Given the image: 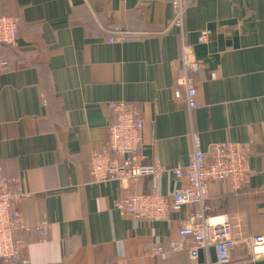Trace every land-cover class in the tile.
I'll use <instances>...</instances> for the list:
<instances>
[{"label":"crops","instance_id":"obj_1","mask_svg":"<svg viewBox=\"0 0 264 264\" xmlns=\"http://www.w3.org/2000/svg\"><path fill=\"white\" fill-rule=\"evenodd\" d=\"M0 15L16 18L19 30L0 45L8 68L0 72V163L28 195L19 209L32 227L23 234L29 264H204L189 259L190 243L169 246L195 206L134 222L115 206L130 192L125 183L92 181L89 160L105 147L113 102L139 107L145 164L184 170L191 132L207 160L213 144L248 146V183L235 195L211 184L208 216L245 214L250 233L264 236V0H193L185 11L200 65L190 113L173 96L181 88L169 0H0ZM202 30L209 38L198 44ZM117 32L123 39L108 42ZM184 183L169 171L157 184L141 178L137 191L156 185L167 195ZM249 257L237 247L231 264Z\"/></svg>","mask_w":264,"mask_h":264},{"label":"built area","instance_id":"obj_2","mask_svg":"<svg viewBox=\"0 0 264 264\" xmlns=\"http://www.w3.org/2000/svg\"><path fill=\"white\" fill-rule=\"evenodd\" d=\"M172 17L168 28H175L179 40V74L176 82L181 90H176L174 98L183 99L190 113L198 106L194 76L200 65L195 58L192 45L188 44L184 30L185 11L193 0H169ZM19 35L16 18L0 15V45L13 44ZM123 32L107 38L108 42L121 41ZM209 32L198 33L197 43L205 44ZM7 64L0 58V72H7ZM115 121L107 129V140L101 152H94L88 169L92 181L101 184L109 181L125 183L129 194L116 203L120 216L134 222L164 220L171 211H179L183 206H195V211L178 229L177 240H170L171 251L182 250L190 243L188 256L197 261L202 252L204 264L210 262L209 249L214 248L216 263L231 264V251L237 247L247 248L250 262L264 259V236L252 235L245 214L208 216L206 204L208 186L216 181H224L234 192L246 185L249 180L248 146L223 142L210 146L206 154L202 150L199 134L191 132V152L184 170H167L154 160L145 164L143 154L142 130L144 120L136 104L113 102L110 104ZM172 172L176 180L184 184L169 194L163 195L155 188L148 194H141L137 186L141 178L158 179L166 172ZM28 195L24 194L16 179L8 178L0 163V264H29L24 253L27 241L23 234L32 227L24 222L19 204ZM48 224L42 222L39 228L46 231ZM156 253L161 248H155Z\"/></svg>","mask_w":264,"mask_h":264},{"label":"water","instance_id":"obj_3","mask_svg":"<svg viewBox=\"0 0 264 264\" xmlns=\"http://www.w3.org/2000/svg\"><path fill=\"white\" fill-rule=\"evenodd\" d=\"M209 253H210V262L213 263V264L216 263V255H215L214 248H210L209 249ZM198 259H199L200 262H203V260H202V252L201 251H199V258ZM244 264H264V259L257 260L255 262L244 263Z\"/></svg>","mask_w":264,"mask_h":264},{"label":"trees","instance_id":"obj_4","mask_svg":"<svg viewBox=\"0 0 264 264\" xmlns=\"http://www.w3.org/2000/svg\"><path fill=\"white\" fill-rule=\"evenodd\" d=\"M7 69H8V68H7ZM217 182L225 183V184L228 186V184H227L226 182H224V181H216V182H213V183H217ZM213 183H211V184H213ZM211 184H210V185H211ZM210 185L208 186V190H209ZM228 188H229V187H228ZM244 188H245V185L242 186L239 190L234 191V192H232V191L229 190V193H230V194H233V195H235V194H240V193L244 190ZM179 251H181V250H179ZM175 252H177V251H175Z\"/></svg>","mask_w":264,"mask_h":264},{"label":"rangeland","instance_id":"obj_5","mask_svg":"<svg viewBox=\"0 0 264 264\" xmlns=\"http://www.w3.org/2000/svg\"><path fill=\"white\" fill-rule=\"evenodd\" d=\"M249 259V260H248ZM243 264L244 263H250V258H247L246 260H244V262H242Z\"/></svg>","mask_w":264,"mask_h":264},{"label":"bare ground","instance_id":"obj_6","mask_svg":"<svg viewBox=\"0 0 264 264\" xmlns=\"http://www.w3.org/2000/svg\"><path fill=\"white\" fill-rule=\"evenodd\" d=\"M255 262V261H254Z\"/></svg>","mask_w":264,"mask_h":264}]
</instances>
